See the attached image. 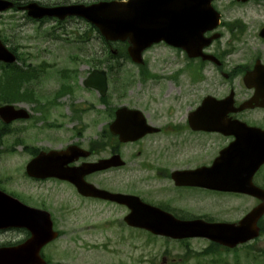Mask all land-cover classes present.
Here are the masks:
<instances>
[{
	"label": "flooded vegetation",
	"instance_id": "af4514ba",
	"mask_svg": "<svg viewBox=\"0 0 264 264\" xmlns=\"http://www.w3.org/2000/svg\"><path fill=\"white\" fill-rule=\"evenodd\" d=\"M0 1H8L13 4V7L9 9V11H6V15H9L8 18L12 22L8 31V38L12 43L16 40L17 35L24 31L25 28L24 25L18 23L20 19H15L13 15L20 13L23 15L22 19L26 18L27 11L24 10V8L31 2H36L38 5L42 6L54 7L66 5L85 6L98 2L122 0ZM74 18L75 17H67V21L69 23L73 22V20H75ZM41 21L45 23L51 21L52 24L49 25L51 30L59 28V22L55 18L44 17ZM53 24L57 25L53 26ZM224 25L225 24L222 23L221 26L224 27ZM4 29L5 28L1 29L0 27V40L2 42L4 41L6 44V29L5 31ZM219 34L220 37L210 46V51L217 56L224 57L226 54H229V49L233 48L231 46L232 43L234 40L238 39L239 35L230 33V37L225 43L229 49L221 51L219 46L223 35L221 33ZM206 35H209V33ZM260 39L264 41V32ZM115 44H118L116 45L117 48H121L117 54V58L119 60H125L123 56L127 55V45L125 43ZM161 46L169 48L180 55L179 57L174 56L173 58L168 57L165 59L175 60L173 62L175 65L167 61L161 73L149 72L135 74L138 81L143 85L145 81H151L153 83V89L156 91L150 93L142 90V93L145 94V98L137 94L138 99L139 97L144 99L143 105H139L138 107L144 113L148 124H150L154 130L136 141L122 143L118 135H108L107 130L103 129L107 123L105 117L100 124L102 128L101 135L94 138L98 140L99 148L93 146L94 143L91 141V137H80L79 140H75L73 143L88 149L90 151L89 157L78 158L76 161L62 164V167L67 170H72L76 165L84 161H92L104 156L105 152L108 153V155L118 153L125 162L123 166H126L124 170L126 179L122 181L123 184L119 186L118 192L137 194L149 203L171 213L179 219L200 217L207 221H215L211 216L195 212V209L198 208L185 201L189 200V198L193 197V195L198 192H214L196 185L198 178L195 169L210 164L220 149L232 142L234 138L231 135H224L219 132L204 131L199 128V121H190L189 114L200 106L203 100L201 81L202 60L201 58H190L186 55L184 50L172 47L163 41L152 45L148 49L158 50ZM122 49L124 50L122 51ZM161 59L162 58H158L157 60ZM225 62L227 63L228 60H224L223 64ZM253 64L254 61L249 64H232L228 73H223L219 67L221 74L227 78L226 80H232L234 82L235 79H238V87L241 89V91L238 92L240 100H238V102L235 101L234 106H238L240 102L248 99L253 92V90L241 86L243 74L250 70ZM147 67L149 66L147 65ZM241 71H243L242 75L239 74ZM161 81L166 82V88L163 91V86L160 83ZM229 88V90L234 89L231 88V86H229ZM162 95L163 97H161ZM102 107H107L105 99ZM250 111L252 110L239 113L229 112L226 118H238L250 126L264 129V118L259 121L246 120L247 118L244 117V114L247 113V117H249ZM97 151H99V154ZM36 154L37 153L24 154L21 160L22 162L20 163L21 167L17 168L21 177L20 182L13 185V181H11L7 186L6 183H4L0 186V190L18 199L21 203L32 209L46 211L51 219L53 229L57 231L56 240L73 243V237L75 238L76 235H80L81 230L86 231L90 229L91 223L97 222V220V226L104 230L108 223L117 225L118 227L122 226L124 214L128 212L125 206L97 197L85 196L79 193L72 183L64 179L29 176L25 170L26 165ZM108 155H106V157H108ZM261 170H264V164L261 166ZM99 174L100 173H86L83 175V179L95 184L99 188L106 189V186L99 182L101 179L99 178ZM259 175V185L264 189V172ZM231 195L232 199L235 197L242 200H244V198L247 200L250 199L249 196L241 194L231 193L230 196ZM4 201L6 203V200ZM93 204L97 206L96 211L92 208ZM107 205L113 207L117 206L121 216L116 217L114 215L111 218L107 217L105 214ZM29 213L34 215L30 218L31 221H38L34 226L39 225L43 217L46 219V214L44 213L42 214L35 211H30ZM92 219L93 221H91ZM76 225L78 226L76 227ZM262 225L264 226V221ZM125 227L131 231L130 234L132 236L136 235L138 232V229L126 225ZM31 235V231L25 226H1L0 249L21 245L24 246L26 250L36 251L37 245L28 243ZM149 235L159 240H167V237L164 236L151 233H149ZM51 243L38 247V252L44 259H46L45 256L49 253L46 248ZM64 249L65 248H62L61 250ZM166 263L167 259L163 257L159 264ZM71 264L73 263L71 262Z\"/></svg>",
	"mask_w": 264,
	"mask_h": 264
},
{
	"label": "rangeland",
	"instance_id": "374dc122",
	"mask_svg": "<svg viewBox=\"0 0 264 264\" xmlns=\"http://www.w3.org/2000/svg\"><path fill=\"white\" fill-rule=\"evenodd\" d=\"M217 6L220 10H224V21L231 22L235 19H240L246 26L245 33L236 41L234 45L235 49L232 54H227L224 58V60H228L227 65L231 67V64L247 63L249 60H254L256 58L253 56L254 54H259V58L261 56L264 57V42L259 40L258 36L259 28L264 26V7L245 6L240 8L233 5L231 0L218 1ZM2 16H4V20H1L2 24L8 28L6 13ZM18 22L26 23L25 25L28 31H26L27 33L23 32L24 35L30 34L34 36L33 30L37 29L39 26L35 23L30 24L23 19H20ZM2 24L0 27H3ZM73 27V29L68 30L66 37L68 39H73L79 36L81 40L84 41H82V43L65 45L67 48L62 47L64 44L58 40L57 42H53L52 40L42 39L39 36L36 37V35L34 39L20 40V42L14 43L19 46H27L28 49H20V53L23 57L26 55L24 52L29 54H27L29 58L24 57L27 60L26 63H31L35 67L41 64L47 66V70L40 78V81L25 83L26 88L35 90L37 94L42 96V102L50 98L51 94L59 87L56 70L64 69L74 71L76 77V80L72 81L73 85L77 86V88L74 89L73 95L66 94L61 96L57 100L58 105L47 106L45 103L43 113L36 111V106L30 102L19 103L26 106V108L32 112V119L30 121L16 122L10 126L17 129L22 128L24 130L23 133H20L21 135L19 134L17 136L24 138L26 141L25 144L29 146L57 148L60 145L64 146V144L73 139L78 130L84 132V134H82L84 137L97 133L98 123L101 119L98 112V94L94 90L84 88L82 86V80L92 69L105 68V57L101 55L102 44L95 32L92 33L93 31L91 30L86 32L88 28L83 23L74 25ZM7 31H9V29H7ZM227 36L228 33L226 32V36L222 41V48L228 47L225 44L227 42ZM68 56H73V60H69ZM174 56L179 57L180 55L169 48L161 46L158 50L151 49L147 51L144 55V59L149 66L147 67L149 72L161 73L167 61L174 62V60L165 59L168 57L173 58ZM244 57L245 60H242ZM158 58L162 59L157 60ZM262 59L264 60V58ZM114 62L117 70H113L110 73L112 84L109 86L108 96L111 106L116 107L120 104L128 106L142 105L144 101L143 99L139 100L137 94L145 98V94L142 93V90L150 93L156 92L153 89V83L151 81H145L144 85L138 81L135 74L137 71L141 72V69H138L137 65L132 64L129 60H114ZM117 64L120 65V68ZM227 70L228 66L225 68V72ZM203 77H205L206 81L203 83L202 94L215 92L216 94L222 95L226 92L227 83L219 73L217 74L213 65H205ZM160 83L163 86V91L166 88V82L161 81ZM210 83L214 84V86H207ZM234 86L237 88L238 92L241 91V89L238 88L237 79L234 80ZM161 97H163V95ZM73 104L83 110V112L80 113L82 118L81 121L71 119ZM253 116H255V120H259L256 113H253ZM82 123L87 126L85 130L82 128ZM15 138L17 137H5L3 143L0 145V150L3 152H6L7 145L9 148L13 147V152L19 153L18 155L14 154L15 156L8 155L6 156V161H0V173L7 171L10 164H12V168L21 167L22 150L20 151L19 145L14 144ZM14 164H16V166H14ZM106 179L108 186L116 184V174L108 175ZM194 200L195 201L185 202L197 207L198 209H195V212L208 213L211 216H218L220 219L231 220V218H236L245 206L246 208L248 207V203L243 202L241 199L236 198L231 201L228 197L226 199V196L214 194L210 195L203 193L200 194L199 198ZM249 205L253 206V203H249ZM106 209L107 216L117 213L111 206H108ZM79 239L80 240H74L73 244L68 242H61L58 244L59 247L62 246V248H67L71 254L65 257V260L58 259L60 257L56 255V261L62 260L63 264L70 262H73V264H149L150 260L156 263L159 262L164 249L159 242L147 243L145 236L142 234H139L134 240L121 237L116 227L107 230L105 233L92 230L90 233L87 232L85 239L81 237ZM105 241H107L110 246L105 244ZM113 243L117 248H113ZM186 245L189 246L190 250L198 252L207 247L209 243L203 240H190L182 247L176 243H169L165 246V250L169 253L170 259H178L179 255L183 256L186 253ZM49 246L50 245H48L47 248ZM251 248L264 249V237L258 238L251 243ZM236 253L237 254H235V252L224 253L222 256L227 263H229V261L232 262L234 258L239 256L238 260L240 264H247L249 260V264H260L257 261L261 259L260 257L253 261L251 258L248 260L240 251ZM254 255L264 256V253L250 251V257H254ZM185 264H214V256L199 259L190 258Z\"/></svg>",
	"mask_w": 264,
	"mask_h": 264
},
{
	"label": "water",
	"instance_id": "95a60500",
	"mask_svg": "<svg viewBox=\"0 0 264 264\" xmlns=\"http://www.w3.org/2000/svg\"><path fill=\"white\" fill-rule=\"evenodd\" d=\"M210 0H129L128 2L121 3H106L101 6H95L90 8H83L76 6V10L65 8L67 14H80L94 23L100 30V32L107 39H121L128 38L130 47L128 49L129 54L135 62H140V54L142 49L149 45L152 41L160 38L167 37L175 38L178 45V40L182 41L186 39V49L191 51L194 55L199 54L200 48L203 44L197 43L198 37L207 28H213L217 24V14L212 12L209 7ZM195 4V5H193ZM8 6L6 5V8ZM4 7H0V10ZM62 11V10H61ZM38 12L32 10L31 14L35 15ZM157 37L156 39H154ZM194 41V43H192ZM209 39L207 40L208 43ZM0 58L5 62H13L14 56L6 50V58H3V53L0 51ZM86 86H92L98 89L101 94H104L106 90L105 74L102 71H93L85 81ZM0 116L6 122H9L16 118H25L27 114L23 110H14L12 106H3L0 108ZM41 154V153H40ZM54 154V151L49 152ZM41 155L33 159L27 166V172L30 175H63L55 172V167L46 166V174L37 173L43 169L38 165L41 159ZM50 160H54V157H49ZM248 162V161H247ZM257 160H250V171L245 166L243 158L239 161L230 158L224 159V167L219 175L223 180L232 181L233 178L238 179L235 181V185L239 187L236 190L242 192H248L253 195H259L261 191L255 188L251 183L252 173L257 165ZM95 167L92 169H98ZM232 182H225L222 185H215L216 187L225 188L231 185ZM76 185L83 189L81 183ZM105 195V193H101ZM118 202L127 204L131 212L127 215L126 221L130 224L151 228L153 222L147 218L149 214L146 209L137 198L123 195H107ZM147 207V206H146ZM0 213L5 208L0 207ZM259 206L254 208L237 226L231 224H200L205 228L194 224L181 225L182 227L177 233H171L174 237H184L188 235H203L210 237L220 243L234 246L237 243L244 242L256 236V220L261 214ZM50 228V225L49 227ZM42 237V236H40ZM44 237V234H43ZM50 236L48 239H51ZM31 256H25L20 251H16L10 254H6L0 264H25L26 258ZM31 262L37 263L36 259H32Z\"/></svg>",
	"mask_w": 264,
	"mask_h": 264
},
{
	"label": "trees",
	"instance_id": "16d2710c",
	"mask_svg": "<svg viewBox=\"0 0 264 264\" xmlns=\"http://www.w3.org/2000/svg\"><path fill=\"white\" fill-rule=\"evenodd\" d=\"M16 72H14L12 75H7L6 76V101H10V100H18L17 98H23L24 95L23 93H20L18 90L14 93L15 87L13 86V82L17 81V80H21V79H25L27 77L35 76V72L34 71H27V72H23V70H15ZM2 133H0V144L2 142Z\"/></svg>",
	"mask_w": 264,
	"mask_h": 264
}]
</instances>
